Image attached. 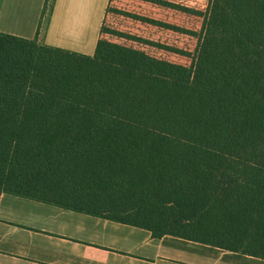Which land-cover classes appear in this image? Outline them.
<instances>
[{
  "label": "trees",
  "instance_id": "obj_1",
  "mask_svg": "<svg viewBox=\"0 0 264 264\" xmlns=\"http://www.w3.org/2000/svg\"><path fill=\"white\" fill-rule=\"evenodd\" d=\"M193 13L190 64L101 37L89 55L0 32V195L264 258V0ZM66 154L92 194L66 190Z\"/></svg>",
  "mask_w": 264,
  "mask_h": 264
},
{
  "label": "crops",
  "instance_id": "obj_2",
  "mask_svg": "<svg viewBox=\"0 0 264 264\" xmlns=\"http://www.w3.org/2000/svg\"><path fill=\"white\" fill-rule=\"evenodd\" d=\"M109 0H0V32L92 55ZM68 191L94 180L60 156ZM85 157V156H84ZM92 180V181H91ZM96 184V183H95ZM160 219V218H149ZM0 264H264V258L64 204L0 195Z\"/></svg>",
  "mask_w": 264,
  "mask_h": 264
},
{
  "label": "rangeland",
  "instance_id": "obj_3",
  "mask_svg": "<svg viewBox=\"0 0 264 264\" xmlns=\"http://www.w3.org/2000/svg\"><path fill=\"white\" fill-rule=\"evenodd\" d=\"M169 1L190 9L168 8L147 0H109L108 10L102 23L105 31L100 34V37L142 49L156 57L190 64V56L187 52H194L197 37L193 32H198L202 24V17L193 11H206L209 0ZM148 18L169 22L176 28H166L155 23L150 24L147 22ZM121 32L137 36V38L121 36ZM140 38L151 40L153 43H145ZM161 44L178 48L186 53L171 51L163 48Z\"/></svg>",
  "mask_w": 264,
  "mask_h": 264
}]
</instances>
